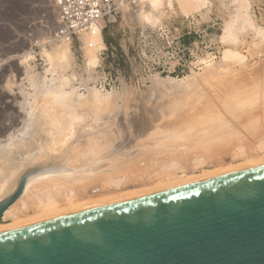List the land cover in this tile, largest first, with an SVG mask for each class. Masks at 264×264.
I'll return each mask as SVG.
<instances>
[{
	"label": "rangeland",
	"instance_id": "374dc122",
	"mask_svg": "<svg viewBox=\"0 0 264 264\" xmlns=\"http://www.w3.org/2000/svg\"><path fill=\"white\" fill-rule=\"evenodd\" d=\"M235 1L236 0H208L206 5L202 6L200 9L192 10L187 16L182 12L179 7L180 5H178L179 3L175 1L174 9H170L167 5L165 6V16L161 24L156 27H149L150 25L143 26L132 17L131 12L127 10L128 8H125L107 23L103 32V37L99 36V49L96 51V55L99 57L100 62L96 68L91 70L86 69L85 50L83 47H80L77 42H74L71 45L72 57L68 67L69 69L67 68L68 70L62 71L63 69L57 68L56 71L53 70L54 73L51 74L47 71L48 68L50 69L51 65L43 57L42 51L44 49L51 50L55 47V41L57 42L60 40L56 36L57 17L52 4L51 8H48V0H21L20 3L14 1V3H10L12 9L8 11V13H5L3 2L0 0V142H7L9 137L17 133L25 124V120H27L28 107L27 105L25 106V104H27V101H34L33 99L31 100L26 92L27 90L32 91L29 83L30 77H36V81L46 79L48 86L50 85L56 88L61 85L60 80L68 75L70 79L68 90H78V92L84 96L81 98L82 101L84 100V105L85 103L91 102L89 105H85V107L88 106L85 108V111L92 115V111H99L97 113L94 112L93 118H91L90 115L88 116V113H84L87 115L84 117H87L89 121L86 123H89V126H93L91 123L94 122L93 119L96 114H98L99 117H102V119L100 118L102 122L101 120L99 122L97 120V122L105 124L104 127H100L101 131L105 133V135H107L106 133H108V135L110 133L109 137L112 136L111 139L113 138L112 142L114 143L112 150L103 154L102 158H104V161L102 160L100 164H106L108 167L100 166L101 168L98 169V166V170L95 168L96 175H99L98 178L102 177L103 174V177L106 178L112 174L116 176V174H123L124 172L130 175L121 178L122 180L125 179L123 180L126 182V184L124 182L125 185L120 182L121 186L116 184L107 186V198H111L110 196L114 198L113 195L116 198L117 192L118 196H122V192L124 193V191H127L125 192L127 194L131 190L139 193H141L140 191L146 190V188L141 187H147L149 190L153 187L150 191L147 189L148 191L142 194L149 193L153 190L160 191V187L157 186L162 185L161 188L164 189L173 184L176 185L177 182L180 183L185 180V177L186 179L194 178L192 174L198 175L199 178L202 174H208V170L209 174L214 172L213 169L217 171V168L221 165L225 166H221V169L219 167L218 170H225L227 165L230 166H227V168H242L247 165L243 164V162L245 163L246 160H250V163H248L251 164V160L253 159L252 161L254 162V158L256 157L260 158L262 156L260 158L262 161H260V159L255 161L257 164L264 163V151H262V149L264 150V145H261V147L263 146L262 149L259 146L261 149V151L259 149L260 152L256 149V147L258 148L256 141L257 144L259 143L260 145L261 140H264V136L260 138L261 140L250 137L249 141L251 143L248 141L247 144L248 147L249 145L250 147H243L244 153H246L247 156L244 155V153L240 157L237 156L240 155L239 153H242L243 150L238 151L235 149L232 150L233 152L226 153L225 158H222V156L208 158V156L205 155H195V157H197L195 158L194 155H192L185 158L186 161L181 157L182 166L178 171L176 170L172 173L175 175H173L174 177L171 178V174V176H168L169 179L167 178V180L169 181L170 179L177 178L179 177L178 175H180L181 179H177V182L175 181L176 179H174V181L171 180L169 181L170 183H167L168 181L164 176L166 174L161 175L163 174L161 173L163 172L162 170L159 168L156 169V171L160 170L161 172H158L161 173V177H164L160 178L161 180L158 179L160 175L157 176L159 173L156 172V174L155 170H153L155 168L152 167V164L157 161L156 154H153L152 151L148 152V154L147 150H140L143 148L141 145L146 143V145H148L147 148H150L151 146L149 145H153L154 143L152 139L160 137L161 134H165V129L169 127L170 129H172V126L177 125L185 127L187 121H193L192 118L211 120L209 115L214 112L210 110L211 106L217 103L216 99L219 100L225 93L230 91H238L240 100L237 106L240 111L253 112L248 119L263 114L264 33L261 35L256 32V29L264 32V0H249V3H246L248 7L247 11L251 14L250 16L254 21L255 27H257L256 29L247 28L245 30H240L241 23H237L235 28L236 31L233 30V34L237 36V44L223 42L222 40L226 24L235 18L239 7L242 5V1ZM23 2L27 4H23ZM249 4H251V6ZM133 14H135L134 11ZM106 41H109V43ZM28 45L31 46L35 58L30 62L32 69L28 72V75H26L24 72L25 68L21 67L19 58L24 52V47ZM228 47L235 48L246 56L243 70L240 69V65L232 60H223V50ZM210 66L212 68L209 70L208 68ZM225 68H228V70L234 68L233 70L236 71L230 75H225L224 78L216 75V73H220L223 69L225 70ZM220 69L222 70L220 71ZM60 71H62V73ZM195 74L197 78H200L202 75L205 77V74L209 77L213 75V78L211 77L212 79L206 81H204V79L203 81L200 80L196 82V86L193 85L195 83L192 82H195V79H197L195 78ZM245 74L247 75L245 76ZM237 76L240 77L238 78ZM189 77H191L189 80L190 84L192 82V87L189 84H182L180 86L179 84L181 83L178 82V84H176L177 82L171 81L173 79H188ZM202 78L203 77H201V79ZM230 81H232L231 84ZM188 85L190 87H188ZM183 87L189 89L186 88L184 91L185 88L183 89ZM190 88H193V91ZM95 89L101 90L105 94H113L110 96L111 98L109 97L110 99L107 98L102 101V104L98 105V102L92 99L94 95L93 90ZM183 95L184 98L182 97ZM177 97L179 98L177 99ZM107 102L110 103L108 104ZM94 103L95 105H92ZM174 104L183 107H181V110L179 108L178 110L180 111L178 112ZM95 106L98 109H96ZM89 109L91 111H89ZM82 111L85 112L83 109ZM88 117H90L91 121ZM96 118L94 120H96ZM241 122L243 123L244 120ZM237 125L240 126V123H237ZM259 128L263 131L264 123L260 124ZM81 142L83 141L81 140ZM252 142L256 145L254 148V144L251 145ZM252 149L253 151L256 149V152L259 153L253 152ZM237 151L238 153H236ZM143 152H145V155ZM110 154H113V158ZM234 157L236 159H234ZM122 159L127 160L123 162ZM241 159L243 162H241ZM195 160H200V164ZM204 160L205 162L203 163ZM106 161L109 163H106ZM196 163L199 165L196 166ZM231 163L233 166L229 165ZM238 163H241L243 166L238 165ZM236 164L238 167L234 168ZM59 167L62 168L61 170L67 168L66 165L62 164L59 165ZM128 168L129 170L133 169V172H131V170L129 171ZM121 169L125 170L120 171ZM203 169L205 171H203ZM210 170L213 171L210 172ZM149 171H152V173ZM185 172L186 174H183ZM140 174H142L141 177L139 176ZM145 176H148L152 181ZM152 176L156 181L151 179ZM98 178L97 180L95 179V181L102 183V178H100V180ZM126 178L128 180H126ZM134 178H136L137 181ZM195 178H197V176H195ZM157 180H160V183L164 182V186L163 184L156 183L158 182ZM165 183L169 185H165ZM117 186L120 187L117 188ZM140 188L142 190H140ZM132 191L131 194L133 193ZM84 196L83 194L82 198H84ZM118 196L117 198L120 197ZM66 205V202L65 204L63 203V209L65 208L64 211L69 208ZM21 207L22 205L18 207L20 210L17 208L18 210L9 212L3 219L12 222L26 220L30 216H34L33 218L39 216L36 215L37 213H33L31 209L29 213H26L27 211ZM32 209L34 210L35 207ZM25 214L28 215L25 216Z\"/></svg>",
	"mask_w": 264,
	"mask_h": 264
},
{
	"label": "bare ground",
	"instance_id": "6f19581e",
	"mask_svg": "<svg viewBox=\"0 0 264 264\" xmlns=\"http://www.w3.org/2000/svg\"><path fill=\"white\" fill-rule=\"evenodd\" d=\"M175 1L179 3L178 4L180 5L179 7L181 8L182 12L186 16L189 15V13L192 10L200 9L202 6L208 3V0H141L140 4H138L136 7H132V8L127 7L128 8L127 10L131 12L132 17H134L135 20L141 23L143 26L150 25L149 27H156L159 24H161L162 19L165 16V6L167 5L170 9H174ZM237 1L238 0H236L235 2ZM240 1H242L241 3L242 5L240 4L241 6L240 7L238 6L239 7L238 13L236 14L235 18L231 20L230 22H228L225 26L224 34L222 36L223 42H231L234 44L238 43L236 34L235 35L233 34V30L236 31L235 28L237 26V23H241L240 30L242 29L245 30L247 28L256 29L257 27V26L255 27L254 21L252 20L250 16L251 14H249V12L247 11L248 7L246 6V3H249V0H240ZM48 2H49L48 8H51V1L48 0ZM249 5L251 6V4ZM133 11L135 14H133ZM56 25H58L57 22H56ZM256 32L260 33L261 35L262 33H264L262 32V30L260 31L259 29H256ZM99 41L100 40L98 36L91 40V42L93 43L92 47H89V46L84 47L85 66L87 70L94 69L99 65L100 59L96 55V51L99 49L98 48ZM55 43H54L55 47L52 48L51 50L44 49L42 51L43 57L51 65V67L48 65L50 69L48 68L47 70L51 74H53L54 73L53 70L56 71L57 68H61L63 69L62 71L64 70L66 71V69L69 67L70 59L72 57L71 56V52H72L71 45L72 44L70 42L60 39L57 42L55 41ZM223 51H224L223 60L225 61L232 60L236 64L240 65L239 67L241 70L244 69L245 61H246L245 55H243L237 49L232 48V47L231 48L228 47ZM34 58H35V55H34V52L32 51L31 46L28 45L27 47H24V52L20 55L19 59L21 61L20 62L21 67L25 68L24 72L26 75H28V72L32 69L30 62ZM209 64H212V63H209ZM210 68L212 67L210 66L208 69L210 70ZM229 69H232V68H229ZM233 69L228 70V68L227 69L225 68V70L223 69V71H221L222 69H220L222 73L221 72L218 73L219 75L216 73V75L222 76L224 78L225 75H230L231 73H234L236 71ZM62 71L60 72L62 73ZM213 75L211 76L212 78H213ZM246 75L247 74H245V76ZM201 77L203 78L201 79ZM201 77L197 78L195 74V78H197L198 80L194 78L195 82L194 81L192 82L195 84L193 85L197 86L196 82L200 80L203 81V79L204 81L208 79H212L211 77L206 76V74H205V77L203 75ZM237 77L239 78L240 76H237ZM35 78L36 77L33 76V77H30L29 79V83L31 85L30 88L32 91L30 90L26 91L28 95L30 96L31 100L33 99L34 101L33 102L27 101V104H25V106L27 105L28 107V110H27L28 117H27V120H25L24 122L25 124L17 133L11 135L7 142L5 143L0 142V200H3L6 197L13 194L18 188L22 178L26 177V185H25V189H24L22 196L18 199V201L15 204H13L5 212L4 216H6L11 211L13 212L18 209L20 210V208L18 207H20L21 205H22L21 208L27 211L26 213H29V210L31 209L33 213L35 212V214L37 213L36 215H39V216H35V218H33L34 216L32 217L30 216L26 220H17V221H12V222L6 221V219L4 220L3 219L4 216H3L2 220H0V233L23 229V228L30 227V226H33L39 223H43L45 221H49L52 219L66 217V216L74 215L80 212L97 209L100 207L121 204V203L131 201L132 199L134 200V199H138L141 197L153 195L155 193L168 191V190L179 188V187H185L188 185H193V184L200 183L203 181H208V180L222 177L225 175L238 173V172H242L245 170L264 166V163L257 164L255 162L262 157L260 155L261 156L260 158H257V157L254 158L255 160L254 162L252 161L253 160L252 159L251 164H249L250 160L249 161L246 160L244 163L241 159V162H243V164H247L245 167H242V168H237V169L227 168L228 166L227 165L225 170H220L221 166H225V165H221L219 166L220 167L219 170H218L219 167L217 168V171H215L216 169H213L214 170L213 173L209 174V170H208L207 171L208 174L204 175L201 173L203 176L201 175L202 177L199 176V178H198V175L192 174L194 178L187 177L188 179H186L185 177V180L181 181L180 183L177 182V179L180 178V175H178L179 177L176 176L177 178H174L176 179L175 181L177 182L176 185L172 183L173 184V185L171 184L172 186H169L164 189L161 188L162 185L161 186L154 185V186L160 187L161 189L160 191L155 190L157 192L153 190L149 193L142 194V193L147 192L149 189L147 187H141V188H146V190L140 191L141 193L137 191L133 192L131 190L133 192L132 194H131V191L129 190L128 191L130 194L129 193L126 194L125 192L127 191H124L125 194L122 192L123 195L122 196L119 195L120 197L118 196V192H117V196L119 198H117V196L115 198V196L112 193L114 198H112V196H110L111 198H107L106 197V195L108 194L106 191L107 186H110V185L112 186V184L120 185V182L124 184L125 181L123 180L125 179L122 180L121 178L130 176V175L127 172H124L123 174H116V176L115 175L113 176L112 171H111V174H112L111 176H108L105 178L103 177L104 175L103 174L102 175L103 178L100 177L103 180L102 183H100L99 181H95V179L97 180L99 176V175L98 176L96 175L97 173H96L95 168L97 169L98 166H99L98 169L101 168L100 166L108 167L106 164L104 165H100V164L102 163V160L104 159L102 158L103 154L106 153L107 151L112 150L113 143H114L112 142L113 138L111 139L112 136L109 137L110 133L109 135L108 133H106L107 135H105V133H103L100 129V127L102 126L104 127L105 125L104 123H101L102 117H99V115L96 114L95 116V118L97 117L96 120H94L95 119L94 118L93 119L94 122L93 123L90 122L91 124H93V126H89L88 125L89 123L88 124L86 123L88 119L87 117L86 118L84 117L86 115L84 113H88L87 111H85L86 110L85 108H87L88 106L85 107V105L86 104L89 105L91 102L85 103L84 105L83 104L84 100L82 101L81 99L84 96L80 94L78 90L76 89L70 90V91L68 90L69 89L68 85L70 82L68 75L67 77L64 76L62 79L59 77L61 79L60 80L61 85L56 88H53L50 85L48 86L46 79H43V80L40 79L41 81L39 80L36 81L37 78L36 79ZM190 78L191 77H189L188 79H181V80L173 79L171 81L175 83L177 82L176 84H178V82L181 83L179 84L180 86L182 84H185V85L189 84L192 87L193 85H192V82L190 84V80H189ZM232 81H235V80H232ZM232 81H230V84ZM189 85L188 87H190ZM198 86L200 87V84ZM184 88L185 87H183V89ZM186 88L184 89V91L186 90ZM190 89L193 91V88H190ZM93 92H94V95L92 99H95L98 102V105L102 104L103 100L109 98L113 94V93L105 94L103 93V91L97 90V89L93 90ZM195 92H196V89H195ZM184 95L182 96L183 98H184ZM178 98L179 97H177V99ZM239 100H240V95L238 91L227 92L221 98H219V100L216 99V102L218 104L216 103L215 105L211 106L210 110L214 111L213 113L209 115L211 120H203L202 118L201 119L192 118L193 121H190L191 119L189 120L190 122L187 121L185 127L184 126L182 127L181 125H177V126H172V129H170V127L168 129H165V134H161L160 137L158 138L156 137L152 139L154 140V143L153 145H149L151 146L150 148L149 147L147 148L148 146L146 145L147 143L142 144L141 147L143 148L140 149L141 151L147 150V153L152 151V153L156 154L157 156V161L154 164H152V167L155 168L153 170H155V173L156 172L159 173L158 171L160 170L163 171V172L160 171L163 174L156 173L157 176L160 174L161 175L166 174L164 176L166 177V180H167L169 175L171 176L172 173H174L176 170L178 171V169H180V167L182 166L181 157L185 159L188 156H192V155H194V157L195 155H205V156H208V158L210 157L213 158L216 156H222V158H225L226 153H230L232 150L237 149L238 151H240L244 149L243 147L245 146L248 147L247 144H248L250 137L256 138L258 140L262 138L264 136V130L262 129L263 131H261L259 126L260 124L264 123V115H263L264 112L261 116L259 115L255 118L248 119V117L251 114H253V112L240 111V109L237 106V103ZM107 103L109 104L110 102H107ZM92 105H95V103ZM181 107L183 106L178 105L175 107L177 110L176 109L175 110L179 112L181 110ZM95 108L98 109L96 106ZM179 108L180 110H178ZM82 109L85 112H83ZM89 111L91 110L89 109ZM92 112H93V115L88 113V116L90 115L91 118H93L92 116H94V112H96V110ZM88 118L90 120V117ZM97 120L98 122L101 120V122L98 123ZM243 120L244 122L242 123L241 121ZM237 123H240V126L237 125ZM81 140L83 142H81ZM253 142L251 145L254 144ZM256 145L258 146V148L256 147V149L257 151H259L261 145H264V140H261L260 145L259 143L257 144V141H256ZM256 145L254 144L253 148ZM256 149H254V151L252 149V151L256 152ZM238 151L236 153H238ZM262 151L264 150L262 149ZM259 152H256V153H259ZM243 153H244V150L242 153H239L240 155H237V156L240 157L242 156ZM143 154L145 155V152H143ZM110 155H112V158H113V154H110ZM244 155H246V153H244ZM251 158H248V159H251ZM234 159L236 158L234 157ZM126 160L122 159L123 162ZM199 161H196V162L200 164ZM260 161L262 160L260 159ZM107 162L108 161H106V163ZM204 162L205 160L203 161V163ZM197 163H196V166L199 165V164L197 165ZM61 164L66 165L67 168H64L63 170H61L62 168L59 167V165ZM229 165L233 166L232 163ZM238 165L241 166L242 164L238 163ZM238 165L236 164L234 168L238 167ZM158 168L160 170L156 171V169ZM122 170L123 169H121L120 171ZM130 170L131 172H133V169H130ZM152 171H149V172L152 173ZM203 171L205 170L203 169ZM212 171L210 170V172ZM183 174H186V172ZM161 175L158 179L164 178V177H161ZM173 175L174 174H172L171 178L175 176ZM139 176L141 177L142 174H140ZM195 176H197V178H195ZM100 178L98 179L100 180ZM134 179L136 180V178ZM151 179H153V176ZM174 179H170L169 181L171 180L174 181ZM126 180L128 179L126 178ZM160 180L159 181L157 180L158 182L156 183H160ZM169 181L167 183H170ZM163 183H160V184H163ZM165 185H169V184L165 183ZM119 187L117 186V188ZM141 188L140 190H142ZM152 188H150V190ZM138 191H139V188H138ZM83 194L85 195L84 198H82ZM65 202L67 204L66 206L69 208L64 211L65 208L63 209V203L65 204ZM34 207L36 210L32 209ZM26 215L28 214H25V216Z\"/></svg>",
	"mask_w": 264,
	"mask_h": 264
},
{
	"label": "water",
	"instance_id": "95a60500",
	"mask_svg": "<svg viewBox=\"0 0 264 264\" xmlns=\"http://www.w3.org/2000/svg\"><path fill=\"white\" fill-rule=\"evenodd\" d=\"M0 264H264V166L0 233Z\"/></svg>",
	"mask_w": 264,
	"mask_h": 264
},
{
	"label": "built area",
	"instance_id": "2783aa9c",
	"mask_svg": "<svg viewBox=\"0 0 264 264\" xmlns=\"http://www.w3.org/2000/svg\"><path fill=\"white\" fill-rule=\"evenodd\" d=\"M21 0H2L5 13L10 3ZM56 12V36L80 47H92L91 40L103 32L111 18L125 8L136 7L141 0H49ZM23 4H27L23 2ZM29 4V3H28ZM31 6V5H30ZM11 7V8H10ZM3 8V7H2Z\"/></svg>",
	"mask_w": 264,
	"mask_h": 264
},
{
	"label": "trees",
	"instance_id": "16d2710c",
	"mask_svg": "<svg viewBox=\"0 0 264 264\" xmlns=\"http://www.w3.org/2000/svg\"><path fill=\"white\" fill-rule=\"evenodd\" d=\"M107 43H109V41H106Z\"/></svg>",
	"mask_w": 264,
	"mask_h": 264
}]
</instances>
